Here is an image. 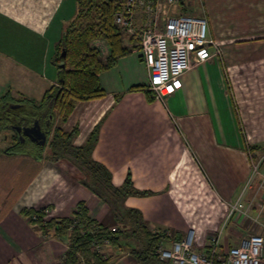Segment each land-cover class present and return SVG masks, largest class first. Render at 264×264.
Segmentation results:
<instances>
[{"label": "crops", "instance_id": "crops-1", "mask_svg": "<svg viewBox=\"0 0 264 264\" xmlns=\"http://www.w3.org/2000/svg\"><path fill=\"white\" fill-rule=\"evenodd\" d=\"M186 1L167 6L162 0L160 19L187 10ZM199 1L201 8L187 3L192 13L208 19L220 52L183 76V87L167 106L149 89L140 41L124 33L126 44L138 47L101 73L105 94L78 100L60 126L67 132L77 128L75 146L97 130L93 157L112 172L115 184L130 174L137 189L151 192L128 196L125 206L139 209L151 232L167 234L165 246L194 228L195 249L209 251L220 230L222 249L238 242L234 230L249 221L244 213L228 218L231 204L243 190V199H250L254 188L245 189L250 161H264V0ZM76 8V0H0V96L10 93L39 104L59 85L56 46ZM104 42H96L102 59ZM37 112L39 122L47 118L43 110ZM56 121L55 116L47 129V142L34 150L0 151V264L64 260L68 238L31 221V213L25 214L29 209L45 208L48 221L69 216L75 204L85 202L100 224L122 227L109 204L85 185L78 167L67 158H45L43 149L37 152L46 148ZM261 178L256 175L253 185ZM183 181L205 185L211 204L193 205L197 193L178 195L176 184ZM137 243L128 239L122 248L106 247L113 256L109 264H141L132 253L143 247Z\"/></svg>", "mask_w": 264, "mask_h": 264}, {"label": "trees", "instance_id": "trees-1", "mask_svg": "<svg viewBox=\"0 0 264 264\" xmlns=\"http://www.w3.org/2000/svg\"><path fill=\"white\" fill-rule=\"evenodd\" d=\"M76 4V15L64 28L63 36L56 46L55 63L58 66L59 85L53 86L45 94L42 103L38 104L34 100L30 102L33 108L36 107L34 113L43 110L50 123H53L57 112L66 120L78 100L102 97L105 89L100 79L101 73L111 67L117 58L130 54L134 47H138V43L133 46L126 44L125 34L114 20L115 13L123 8L124 0H76ZM134 37L131 36L132 39ZM98 41L107 43V60L101 58L102 51L96 44ZM63 50L66 52L64 57ZM7 96L12 102L28 101L5 93L0 96V110H4L3 104L9 107L5 100ZM76 132L77 128L67 132L57 126L48 141L49 153L46 158H67L73 162L84 173L85 185L101 201L110 205L116 222L124 227L118 226L112 230L103 226L91 215L85 202H80L69 216L55 217L48 221L44 215L45 208L29 209L25 214L31 213L32 221L40 222L43 228L47 226L56 235L68 238V248L61 264H82V258L84 264H109L112 256H105L97 249V245L106 239L113 246H121L124 239H134L143 246L133 248L132 251L141 264H169L157 254L159 244L168 235L151 232L142 212L123 204L128 196H143L151 192L137 189L130 174L123 183L114 184L112 172L93 157L97 130L92 132L84 144L78 146L73 144ZM38 149L41 155L44 147Z\"/></svg>", "mask_w": 264, "mask_h": 264}, {"label": "built area", "instance_id": "built-area-1", "mask_svg": "<svg viewBox=\"0 0 264 264\" xmlns=\"http://www.w3.org/2000/svg\"><path fill=\"white\" fill-rule=\"evenodd\" d=\"M161 1L124 0L123 8L115 13L114 20L125 34L140 41L139 51L148 72L149 89L156 99L164 101L183 87V76L192 67L212 59L220 50L205 16L182 10L166 13L164 19H160ZM164 1L167 6L180 2ZM104 44L108 53L107 43ZM244 192L231 204L228 218L237 212L250 216L256 202L252 198L246 204ZM252 218L260 224L262 232L242 236L236 244L224 249L220 245L222 230L212 237L210 250L202 251L195 249V231L190 229L185 236L174 240L171 247L162 241L157 254L169 264H264V202ZM109 244L106 239L97 245V249L106 255L105 247Z\"/></svg>", "mask_w": 264, "mask_h": 264}, {"label": "rangeland", "instance_id": "rangeland-1", "mask_svg": "<svg viewBox=\"0 0 264 264\" xmlns=\"http://www.w3.org/2000/svg\"><path fill=\"white\" fill-rule=\"evenodd\" d=\"M187 1H186V6L188 8L187 11L188 12H192L191 9H190V6L187 3ZM192 1H193V6H192L193 8H201L202 5H201V3H200L199 0H192ZM103 46L105 48V44L104 43H103ZM137 50H139V48H137ZM107 54L108 53L106 51H104V55L102 56L104 60H107V58H108V55ZM5 100H6V103L7 104H9L10 106L12 105V100L10 98H8V96L5 98ZM169 100H170L169 97L168 98H165V100L162 101V103L167 106V104H169V102H170ZM25 103L26 104L24 106H22V107H16L13 110L11 109L10 110V113L12 114V116L14 117V119H16V120L18 119V120H22L24 122H30L31 119H32V115L35 112V110H34V108L32 107V104L29 101H27ZM171 105H172V103H171ZM170 110H171V108H170ZM169 113L172 114L171 111H169ZM56 120H57L56 121L57 126H60V124L64 121L62 119V117L59 115L58 112H57V115H56ZM4 133H7L8 136L11 135L10 134L11 133L10 131H7V130L0 131V151L1 152H5V151H3V148H5L6 146H8L9 145V141H10V140L5 139ZM50 139H49V141H50ZM48 153H49V147L46 146V148L44 149L45 158H46V156H47ZM73 165H75V164L73 163ZM256 175L257 176L260 175V176H262V178H261V181H259L258 184L257 183L254 184L255 185L254 186L253 185V183H254V177ZM249 180H250V182H249ZM248 182H249V184L247 186V190L249 189V187H250V189L254 188L250 192V193H252V192L253 193L250 195V199H247V200H244L243 199V201L247 204L253 198V199H255V202H256L255 204H256V206H258V209H259L260 205L264 202V200H263L264 199V161H263V159L260 158V160H253L252 162L250 161V174H249V177L247 178V180L245 182V185ZM116 185H118V184H116ZM176 185H178V187L180 189L175 190V191L177 192L178 195H180L182 197L188 196V195H196V193H197L196 199L193 201L194 203H192L193 205H198V206H200L202 208L203 206H207V205L209 206L211 204V200H209V198H208L210 195L207 196V197L204 196V191L206 190V186L205 185L199 186L200 183L199 182H196V181L195 182H191V181L185 182V181H183L182 183H177ZM245 192H246V190H245ZM254 193H255V195L252 196ZM244 196L245 195L243 193V198H244ZM102 203H105V202L102 201ZM179 203L182 204V205L184 204L182 201H179ZM78 204H79V202L73 206L72 211H74V209L77 208ZM105 204H108V203H105ZM123 204L125 205V200H124ZM255 209H257V207ZM237 213L238 214H243L242 212H237ZM249 213H251V214H249L250 216L243 214L245 216V218L249 222L248 223L246 222V225H243V228H241V226H239L240 229L239 230L236 229V230H234L235 232H233L238 237V240L242 236L251 235V234H256V233H261L262 232V228L260 227V224L252 220L253 219L252 217L253 216H256L257 211L254 210L252 212V209H251V212H249ZM238 219H239V217H238ZM30 220L32 221V218H30ZM120 225H122V227H124L123 224H120ZM231 226H232V224H230L228 226V229H230ZM260 228H261V230H260ZM190 229H194V228H190ZM189 230H188V232H189ZM217 233L218 232H216V233L214 232L213 236L214 235H217ZM124 240H128V239H124ZM195 241H196V237L194 238V244H195ZM138 245L139 244L137 243L135 246L137 247ZM108 246H110V244ZM120 247L122 248V246H120ZM123 250H124V247H123Z\"/></svg>", "mask_w": 264, "mask_h": 264}, {"label": "flooded vegetation", "instance_id": "flooded-vegetation-1", "mask_svg": "<svg viewBox=\"0 0 264 264\" xmlns=\"http://www.w3.org/2000/svg\"><path fill=\"white\" fill-rule=\"evenodd\" d=\"M25 104V102L14 101L9 107H5V104H3L2 107L4 110H0V131L7 130L11 132L10 136H8L7 133H4L5 139L10 140L9 145L3 148V151L7 153L30 152L34 150L35 147L39 146V143L33 141L30 136H27L23 131H18L17 129V126H32L36 120H39L36 113H33L30 122L16 120L10 113L11 107L14 109L16 107L24 106ZM40 124L42 130L46 131L48 135L47 129L50 127V120L47 118H40Z\"/></svg>", "mask_w": 264, "mask_h": 264}, {"label": "water", "instance_id": "water-1", "mask_svg": "<svg viewBox=\"0 0 264 264\" xmlns=\"http://www.w3.org/2000/svg\"><path fill=\"white\" fill-rule=\"evenodd\" d=\"M65 50L62 52V56H65ZM63 62L60 63L63 66ZM18 131H23L24 134L30 136L33 141L39 144H45L47 142V132L42 130L39 120H36L32 126L21 127L17 126Z\"/></svg>", "mask_w": 264, "mask_h": 264}]
</instances>
